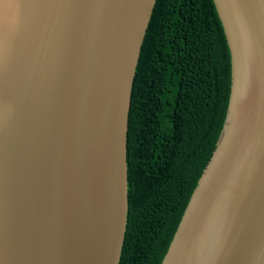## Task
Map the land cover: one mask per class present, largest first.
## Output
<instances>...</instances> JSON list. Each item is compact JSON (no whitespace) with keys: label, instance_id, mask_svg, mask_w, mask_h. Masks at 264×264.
<instances>
[{"label":"water","instance_id":"95a60500","mask_svg":"<svg viewBox=\"0 0 264 264\" xmlns=\"http://www.w3.org/2000/svg\"><path fill=\"white\" fill-rule=\"evenodd\" d=\"M157 0H0V264H120ZM231 91L161 264H264V0H213Z\"/></svg>","mask_w":264,"mask_h":264},{"label":"trees","instance_id":"16d2710c","mask_svg":"<svg viewBox=\"0 0 264 264\" xmlns=\"http://www.w3.org/2000/svg\"><path fill=\"white\" fill-rule=\"evenodd\" d=\"M230 52L213 0H157L128 122L120 264H161L222 131Z\"/></svg>","mask_w":264,"mask_h":264}]
</instances>
